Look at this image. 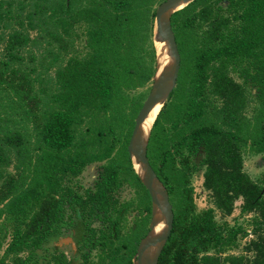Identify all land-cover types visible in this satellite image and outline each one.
Instances as JSON below:
<instances>
[{
	"label": "trees",
	"instance_id": "trees-1",
	"mask_svg": "<svg viewBox=\"0 0 264 264\" xmlns=\"http://www.w3.org/2000/svg\"><path fill=\"white\" fill-rule=\"evenodd\" d=\"M162 1L0 0V264H133L150 197L127 144L155 72ZM171 25L180 68L147 145L174 213L158 264H264V186L243 169L245 150L264 152V0H194ZM200 147L213 206L198 213L190 180ZM100 162L96 191L80 194V175ZM125 185L134 195L121 207L140 212L135 227L116 224L92 258L47 246L42 260L57 194L91 211ZM239 199L240 214H253L250 231L214 218ZM246 236L245 253L223 255Z\"/></svg>",
	"mask_w": 264,
	"mask_h": 264
},
{
	"label": "water",
	"instance_id": "water-1",
	"mask_svg": "<svg viewBox=\"0 0 264 264\" xmlns=\"http://www.w3.org/2000/svg\"><path fill=\"white\" fill-rule=\"evenodd\" d=\"M192 1L194 0H163L156 7L153 29L156 54L155 72L150 90L134 118V125L127 144V152L133 169L148 191L151 214L148 230L137 245L132 259L133 264H158L159 256L173 226L174 213L168 191L147 157V145L157 115L146 135L143 125L150 111L158 104L161 109L176 86L180 68V53L172 29L171 17L174 12ZM157 43H164L169 55L168 61L161 68L159 66L161 55L157 54ZM135 163L140 165L139 170L135 167ZM160 223L162 227L156 232V227Z\"/></svg>",
	"mask_w": 264,
	"mask_h": 264
},
{
	"label": "flooded vegetation",
	"instance_id": "flooded-vegetation-1",
	"mask_svg": "<svg viewBox=\"0 0 264 264\" xmlns=\"http://www.w3.org/2000/svg\"><path fill=\"white\" fill-rule=\"evenodd\" d=\"M199 150L200 151L198 152V154L195 157H193V161L197 163L198 170L193 172L192 177L195 173H200L201 168H204L203 165L199 164L203 157L201 147L199 148ZM200 154H202L201 159L199 161H196L195 158ZM101 164L102 162L89 165V166L96 165V171H95L96 176L93 177L94 179L92 180V183L90 185L82 184L79 183V181H77L75 188L80 194L82 195L85 194L87 190H89L90 192L96 191L97 182L100 179L102 172ZM200 176L203 177V171ZM192 177L190 180L191 182H192ZM120 189L121 188H119L117 191L116 190L111 191L112 194L111 204L110 205L108 204V207L103 206L102 209H100L98 205H93L91 206L93 208V210L91 211L80 210L78 204L72 199L70 195L67 196L65 194H62V192L60 194H57L56 195L57 210L54 215V220L50 225L51 228L49 229L47 234L42 237L40 242L39 251L41 252L42 260L44 261L47 256L45 255V250L47 246L49 247L52 246L55 252L57 253L63 252L64 254H66V252L64 251V247H69L70 256L66 254L68 258H72L73 256L72 253H75L77 251L82 252L85 250L86 252L89 253V258H92L93 255L100 252L99 248L102 247L103 243L106 244L107 242H109V240L111 241L113 238L116 237L114 232L116 231L117 227H120L121 231L123 232L125 229L124 220L130 210L125 212L124 209H122L121 207V205L123 204L122 202L124 201H121L118 196ZM193 191H194V187H193ZM133 195H134V191H133ZM84 196L86 197V195ZM193 201H194V197H193ZM138 213L140 214L139 211ZM140 216H138L137 220L139 219ZM150 218H151V214L149 213V217L146 224L147 230H148ZM137 220L135 221L134 224L131 225V227L136 226ZM109 228L111 229L110 231H112L113 233L111 236L108 233ZM77 254L79 255L80 252H77Z\"/></svg>",
	"mask_w": 264,
	"mask_h": 264
},
{
	"label": "rangeland",
	"instance_id": "rangeland-1",
	"mask_svg": "<svg viewBox=\"0 0 264 264\" xmlns=\"http://www.w3.org/2000/svg\"><path fill=\"white\" fill-rule=\"evenodd\" d=\"M224 7L226 6V1H223L221 3ZM232 77L239 83H243V80L241 76H239L238 72L231 70ZM245 87L247 89V92L251 94L253 97L255 94V87L251 85L250 83H245ZM253 105V103H251ZM251 107L249 106L247 108V113L250 114ZM202 157V154L197 156L195 159L196 161H199ZM93 165V164H92ZM99 165V164H98ZM243 169L249 174V176L258 181L261 182V184L264 186V153L260 154H253L247 150L243 152ZM95 171H96V165L95 166H87L83 173L80 175V178L78 179L79 183L90 185L92 183V180L95 177ZM203 168L200 169V173H195L192 177V186L194 187L193 191V197L196 205V212L201 213L203 210H205L208 207H212L213 204L211 202V198L209 197L208 191L204 189L202 186L203 177L200 176L202 174ZM118 196L121 201H126L130 199L131 196H133V189L129 186H124L120 189ZM240 203L241 199L237 200L234 204V210L231 213V215L222 217L219 213V211L215 210L214 218L216 221H227L229 224L233 225H243V227L247 230H251V224L250 220L253 216L252 213H247L245 215L240 214ZM138 216L140 214L137 210H130L129 213L126 215V218L124 220L125 229L129 228L132 224L135 223ZM147 228V227H146ZM251 239V236H246L244 238L237 239V247L232 248L231 250L227 251L223 255L227 253H233V254H243L245 253L243 251L244 245L247 243V241ZM64 251L68 256H70V248L64 247ZM40 252V251H39ZM249 254V253H248ZM41 255V252H40ZM42 256V255H41Z\"/></svg>",
	"mask_w": 264,
	"mask_h": 264
},
{
	"label": "bare ground",
	"instance_id": "bare-ground-1",
	"mask_svg": "<svg viewBox=\"0 0 264 264\" xmlns=\"http://www.w3.org/2000/svg\"><path fill=\"white\" fill-rule=\"evenodd\" d=\"M156 49H157V54L161 55L159 58V66L160 68L168 61L169 59V55L167 52V48L165 46L164 43H157L156 44ZM160 109V105H156L148 114L144 125H143V131L144 134L146 135L151 127V124L155 118V116L157 115L158 111ZM135 167L139 170L140 169V165L138 163H135ZM162 227V223L158 224V226L156 227V232L159 231Z\"/></svg>",
	"mask_w": 264,
	"mask_h": 264
}]
</instances>
